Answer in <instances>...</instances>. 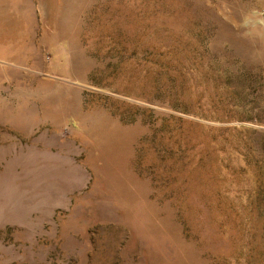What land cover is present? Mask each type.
<instances>
[{
    "label": "rangeland",
    "instance_id": "rangeland-1",
    "mask_svg": "<svg viewBox=\"0 0 264 264\" xmlns=\"http://www.w3.org/2000/svg\"><path fill=\"white\" fill-rule=\"evenodd\" d=\"M0 264H264V0H0Z\"/></svg>",
    "mask_w": 264,
    "mask_h": 264
}]
</instances>
